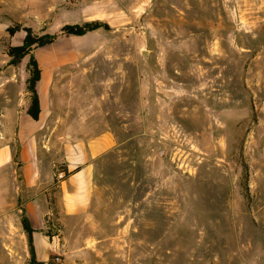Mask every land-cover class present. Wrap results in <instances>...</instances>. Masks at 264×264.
I'll return each instance as SVG.
<instances>
[{"label":"rangeland","instance_id":"rangeland-1","mask_svg":"<svg viewBox=\"0 0 264 264\" xmlns=\"http://www.w3.org/2000/svg\"><path fill=\"white\" fill-rule=\"evenodd\" d=\"M41 4L33 34H58ZM109 27L77 44L52 97L58 142L113 145L88 215L46 220L44 264H264V0H137ZM8 179L0 264H30Z\"/></svg>","mask_w":264,"mask_h":264},{"label":"crops","instance_id":"crops-1","mask_svg":"<svg viewBox=\"0 0 264 264\" xmlns=\"http://www.w3.org/2000/svg\"><path fill=\"white\" fill-rule=\"evenodd\" d=\"M41 2L0 0V22L6 19L15 21L0 29V184L4 192L6 178H9L15 187L17 201L34 231L32 239L36 260L44 264L52 254L50 241L43 233L46 220L53 210L61 219L88 215L94 194L96 163L112 147L113 140L104 134L73 142L66 135L58 142L57 122L52 123L50 119L52 97L61 71L77 63L80 54L77 44L98 30L82 37L58 38L52 44L34 50L40 70V80L36 84L38 119L34 120L28 114L31 105V94L27 91L30 77L28 61L24 58L12 65L8 55L9 48L23 44L25 33L22 30L17 32L22 35L13 42L16 34L10 36L7 30L14 24L30 29L39 25ZM48 2V13L44 15L50 16L54 12L59 31L67 25L96 21L113 26L121 15L135 12L137 4V0H129L124 7L115 0H76L71 4L67 0ZM20 14L23 17H15ZM38 238L45 240L46 249H50L44 262L37 259L35 242Z\"/></svg>","mask_w":264,"mask_h":264},{"label":"trees","instance_id":"trees-1","mask_svg":"<svg viewBox=\"0 0 264 264\" xmlns=\"http://www.w3.org/2000/svg\"><path fill=\"white\" fill-rule=\"evenodd\" d=\"M103 29L109 31L110 27L106 23L99 21L88 22L82 25H67L61 28L58 34L49 35L44 34L42 36H36L33 34L32 29L23 27L19 24H14L8 28L7 32L10 36H13L21 30L25 33V38L23 44L19 47H11L8 50V55L11 58L10 64L14 65L19 63L26 57H29L27 70L29 71L30 77L27 80V91L31 94V105L28 110V114L34 119H38L39 113V100L36 91V84L40 80V70L38 68L37 62L33 55V51L36 48H41L47 45L52 44L58 38L63 37H82L88 33ZM68 176L67 171H65V177ZM22 229L27 235V241L30 250V264H41L36 260L32 234V230L28 219L23 216L21 219Z\"/></svg>","mask_w":264,"mask_h":264},{"label":"built area","instance_id":"built-area-1","mask_svg":"<svg viewBox=\"0 0 264 264\" xmlns=\"http://www.w3.org/2000/svg\"><path fill=\"white\" fill-rule=\"evenodd\" d=\"M55 260L58 262L59 261V257H56Z\"/></svg>","mask_w":264,"mask_h":264}]
</instances>
